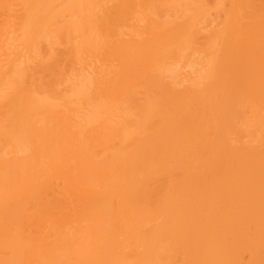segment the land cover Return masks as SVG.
Returning a JSON list of instances; mask_svg holds the SVG:
<instances>
[{
    "label": "bare ground",
    "instance_id": "obj_1",
    "mask_svg": "<svg viewBox=\"0 0 264 264\" xmlns=\"http://www.w3.org/2000/svg\"><path fill=\"white\" fill-rule=\"evenodd\" d=\"M0 264H264V0H0Z\"/></svg>",
    "mask_w": 264,
    "mask_h": 264
}]
</instances>
